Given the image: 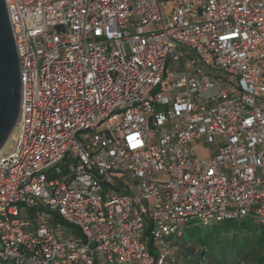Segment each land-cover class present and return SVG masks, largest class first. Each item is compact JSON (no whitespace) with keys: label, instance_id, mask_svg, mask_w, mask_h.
<instances>
[{"label":"built area","instance_id":"obj_1","mask_svg":"<svg viewBox=\"0 0 264 264\" xmlns=\"http://www.w3.org/2000/svg\"><path fill=\"white\" fill-rule=\"evenodd\" d=\"M5 1L0 264H179L190 221L264 230V0Z\"/></svg>","mask_w":264,"mask_h":264},{"label":"trees","instance_id":"obj_2","mask_svg":"<svg viewBox=\"0 0 264 264\" xmlns=\"http://www.w3.org/2000/svg\"><path fill=\"white\" fill-rule=\"evenodd\" d=\"M174 245L182 255L179 264H264V230L250 219L199 225Z\"/></svg>","mask_w":264,"mask_h":264},{"label":"water","instance_id":"obj_3","mask_svg":"<svg viewBox=\"0 0 264 264\" xmlns=\"http://www.w3.org/2000/svg\"><path fill=\"white\" fill-rule=\"evenodd\" d=\"M20 59L5 0H0V150L16 125L21 103Z\"/></svg>","mask_w":264,"mask_h":264},{"label":"rangeland","instance_id":"obj_4","mask_svg":"<svg viewBox=\"0 0 264 264\" xmlns=\"http://www.w3.org/2000/svg\"><path fill=\"white\" fill-rule=\"evenodd\" d=\"M155 28H156L155 25H151L150 27H145V30L147 31L149 29H155ZM10 143H11V139L7 142V144L4 148L5 151L8 149V146L10 145ZM192 150H193V154L195 156L200 157V158L206 157L207 154L209 153V147H208V145H206L204 143L193 145ZM156 177H161V174H158ZM162 177H164V176H162ZM245 224H246V226H251V221H247ZM198 226H199V224L197 223V221H190V223H188V225L185 226V228H184V234H189L191 229H195V228L198 229ZM212 227L213 226H209L208 228L206 227L205 230H210V229H212ZM176 251L180 255V259L182 261V255H181V252L179 251V248H177Z\"/></svg>","mask_w":264,"mask_h":264}]
</instances>
